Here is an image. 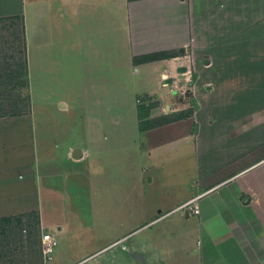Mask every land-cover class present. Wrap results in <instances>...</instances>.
<instances>
[{
	"label": "crops",
	"instance_id": "1",
	"mask_svg": "<svg viewBox=\"0 0 264 264\" xmlns=\"http://www.w3.org/2000/svg\"><path fill=\"white\" fill-rule=\"evenodd\" d=\"M13 20L23 21L27 51L30 32L38 56L43 39L48 45L58 40V46L79 54L104 46L110 50V68L119 64L120 48L125 51L136 113L135 127L119 130L120 135L135 148L145 140L138 154L157 159L135 170L133 159L119 163L115 157L108 172L103 168V140L110 138L103 129L108 119L117 123L118 114L101 109L113 110L119 102L118 86L108 91L106 82L98 83L105 88L102 100H85L100 104L96 110L86 107L87 118L104 135L91 139L96 147L70 143L59 155L53 136H43L47 127L33 106L0 113V223L36 221L42 234L73 241L74 264H82L92 256L82 248L95 240L96 216L106 224L103 235L111 238L132 198L145 196L118 187L137 173L143 187L158 183L179 190L153 194L148 203L146 197L152 218L200 196V213H181V219L198 221L201 264H264V0H0V22ZM66 36L70 41H64ZM148 55L156 57L143 59ZM58 64L47 57L51 70ZM68 105L60 103L63 109ZM191 109L190 116L167 121ZM146 120L157 123L142 127ZM186 121L190 128L177 127ZM76 147L80 158L73 157ZM181 157H192L191 167L169 169L168 161ZM160 160H165L161 166ZM119 166L123 171L117 176ZM122 239H108L93 254ZM53 254L45 264H54Z\"/></svg>",
	"mask_w": 264,
	"mask_h": 264
},
{
	"label": "rangeland",
	"instance_id": "2",
	"mask_svg": "<svg viewBox=\"0 0 264 264\" xmlns=\"http://www.w3.org/2000/svg\"><path fill=\"white\" fill-rule=\"evenodd\" d=\"M43 40L44 47L38 56L34 51L30 32L27 35V51L23 21L0 22V113L28 111L33 106V112L47 127L43 136L48 134L50 137L53 136L51 141L59 146L57 153L60 155L64 147L70 143L85 146L88 142L94 147L96 144L91 141L92 138L103 140L100 126L97 124L95 130L93 126L96 121L87 118L86 108L96 110L99 108L96 106L100 104L87 103L85 100L92 97L102 100L105 88L108 91H115L118 86L119 102L113 104V110L101 109L108 113L113 112L114 115L118 114L117 123H110L108 119L103 129L104 135L110 137L105 142L103 140L106 153V166L103 168L108 172L109 164L112 165L115 157L119 158V163L122 161L120 158L133 159L135 170L141 164L147 166L150 161L154 162L156 157L149 161V158L144 159L143 155L137 152L145 140L138 143V148L128 146L127 141H122L125 136L120 135L119 131L134 126L133 120L136 113L135 87L129 81L127 74L129 70H132L128 54L120 48L119 64L110 68L108 63V59H111L110 50L104 46H99L97 51H95L96 48L87 47L86 53L79 54L78 51L74 53L73 49L66 51L64 46H58V40L54 45H48L47 40ZM64 41H70V38L66 36ZM43 50L45 55L42 54ZM47 57L59 61V64L54 66V70L48 68ZM41 60H44L43 63ZM98 80L102 81L98 82ZM104 82L107 83L105 88H100ZM137 97V99L141 98ZM61 102L69 103L68 108H61ZM152 102L156 100L152 98L150 103L154 104ZM103 105L109 104L103 103ZM159 107L161 112L165 111L162 104ZM98 114L95 112V115ZM190 126L189 121L177 125L187 129ZM92 130L95 131L91 133ZM110 130H113L112 134L109 133ZM156 137L158 136H154ZM92 158L97 162L94 156ZM190 158L192 157L168 161L171 163L169 169L178 168V164L183 169L191 167ZM163 163L165 160H160L159 166ZM122 169L123 167L119 166L117 176L121 175ZM129 177L133 179L119 183L118 187L123 191L129 190L132 194H140L144 191L145 196L141 199L135 196L132 198V207L127 210V214L119 216L120 221L117 223V228H113L116 232L111 234L113 236L111 238L109 235H103V230L107 229L106 224L98 215L96 216V227L91 234L92 239L95 240L84 242L85 245L82 248L89 250L88 253L92 256L82 264H201L200 247L197 242L199 237L196 231L198 221L195 216H191L190 220H182V212H173L163 218H161L163 215L155 214L154 219H161H155L156 221L151 223L153 218L146 213V205L153 201V198H150L153 194L171 195L178 193L179 190H173L168 188V185L158 183L151 187L145 183L143 187V184L137 180V173H132ZM94 185L97 188L95 181ZM102 187L105 189V184ZM108 187L111 189L110 184ZM163 187H167V190H161ZM97 208H99L98 203ZM119 213L121 214V211ZM41 235L42 230L36 226V221H29L24 226L16 223H0V264H45ZM52 235L57 242L53 254L56 261L53 263L74 264L77 252L73 241L60 240L53 233ZM121 237L123 238L121 241L108 249L93 254L104 247L103 245H107L108 239H111V242Z\"/></svg>",
	"mask_w": 264,
	"mask_h": 264
},
{
	"label": "built area",
	"instance_id": "3",
	"mask_svg": "<svg viewBox=\"0 0 264 264\" xmlns=\"http://www.w3.org/2000/svg\"><path fill=\"white\" fill-rule=\"evenodd\" d=\"M199 198L200 196H194L190 198L189 200L178 206L175 210L164 214L161 218L166 217L175 211L182 212V214H185L186 212L199 214L200 213V206L198 204ZM41 240H42V252L44 258L51 259L55 246L57 245L56 240L54 239L53 235L49 232L43 233Z\"/></svg>",
	"mask_w": 264,
	"mask_h": 264
},
{
	"label": "trees",
	"instance_id": "4",
	"mask_svg": "<svg viewBox=\"0 0 264 264\" xmlns=\"http://www.w3.org/2000/svg\"><path fill=\"white\" fill-rule=\"evenodd\" d=\"M159 55H157L158 57ZM156 56H151V55H148V56H145L143 57V59H146V58H149V59H152ZM147 109V108H146ZM192 113V109L187 111V112H181L180 114L176 115L174 118H169L167 119V121H173V120H176V119H181V118H185L186 116H190ZM156 120H146V122H143V125L142 127H150V126H154L157 122H155Z\"/></svg>",
	"mask_w": 264,
	"mask_h": 264
},
{
	"label": "water",
	"instance_id": "5",
	"mask_svg": "<svg viewBox=\"0 0 264 264\" xmlns=\"http://www.w3.org/2000/svg\"><path fill=\"white\" fill-rule=\"evenodd\" d=\"M73 157L74 158H80V157H82V150H81V148H79V147L74 148ZM185 214H186L187 217L189 216V212H186Z\"/></svg>",
	"mask_w": 264,
	"mask_h": 264
}]
</instances>
